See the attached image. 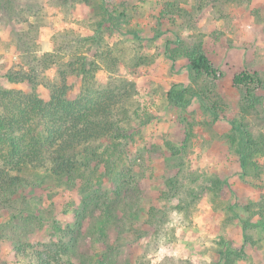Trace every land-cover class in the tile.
I'll use <instances>...</instances> for the list:
<instances>
[{
  "label": "rangeland",
  "instance_id": "1",
  "mask_svg": "<svg viewBox=\"0 0 264 264\" xmlns=\"http://www.w3.org/2000/svg\"><path fill=\"white\" fill-rule=\"evenodd\" d=\"M176 1L174 16L161 17L160 10ZM35 6L39 17L30 21L39 34L36 53L54 52L60 61L39 57L34 65L40 80L60 81L61 63L86 55L99 64L100 88L126 95L129 148L132 159L143 163V174L130 178L139 180L144 209L139 216L146 221L151 206L158 212L155 226L142 237L134 230L138 223L106 228L107 245L119 255L116 262L227 264L230 258L233 264H264V150L255 155L257 176L245 173L229 139L233 121L264 139V87L253 103L247 87L233 85L243 71L264 81V0H36ZM24 17L0 22V84L29 90L3 77L24 65L15 45L16 31L26 28ZM178 38L189 46L203 44L222 72L200 82L211 85L205 103L217 102L218 118L189 93L197 85L188 60L166 56V42ZM173 87L188 90L186 106L169 100ZM28 176L38 185L23 191L11 208L0 206V264H34L33 254L20 253L18 246L31 252L55 249L62 237L69 241L74 211L85 197L81 185L42 170ZM84 236L79 250L102 251L89 233Z\"/></svg>",
  "mask_w": 264,
  "mask_h": 264
},
{
  "label": "trees",
  "instance_id": "2",
  "mask_svg": "<svg viewBox=\"0 0 264 264\" xmlns=\"http://www.w3.org/2000/svg\"><path fill=\"white\" fill-rule=\"evenodd\" d=\"M35 1L0 0V22L26 16L20 19L26 28L15 34V45L26 67L21 65L3 77L9 82L30 86L27 90L0 84V206L11 208L23 191L38 185L36 179L28 176L33 170H42L73 186L81 185L85 197L74 211L76 221L69 228V241L60 238L55 249L29 252L26 246L16 248L22 254H33L34 264H119L116 262L119 255L107 245L106 228L117 226L123 230L128 224L138 223L134 230L142 237L155 226L158 212L151 206L146 221H141L139 216L144 210L139 180L130 178H135L136 172L143 174V163L137 164L139 159H132L129 148L131 120L126 110V95L110 87L100 88L96 80L99 64L86 55L61 63L64 70L58 82L38 78L34 62L39 57L53 59L58 65L60 61L54 59V52L47 51L40 56L36 53L39 34L37 24L30 21V16L39 17L40 9H36ZM61 2L66 4L69 0ZM178 6V1L173 5L168 3L160 10V16H174ZM165 54L173 62L183 57L188 60L189 76L197 85L189 93L199 96L205 108L218 118L217 102L205 103L213 89L210 84L200 82L216 80L222 72L213 65L203 44L189 46L178 38L166 42ZM233 85L247 87L254 103L260 100L257 90L264 87V81L257 74L243 71L234 76ZM187 91L173 87L168 92L169 100L176 106H186L191 100ZM231 124L234 132L229 139L236 146L241 166L245 173L251 171L255 175L254 171L259 168L255 155L263 152L264 139L255 138L243 123ZM135 166L139 167L138 171H134ZM107 182L112 189H104ZM262 210L261 217L264 207ZM88 233L94 240L92 244L100 243L102 251L79 250L80 242H85L84 235ZM63 254L69 256L59 259ZM227 264H233L230 258Z\"/></svg>",
  "mask_w": 264,
  "mask_h": 264
}]
</instances>
